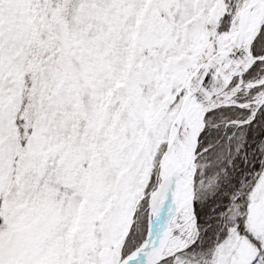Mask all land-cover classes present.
<instances>
[{
	"label": "snow or ice",
	"instance_id": "1",
	"mask_svg": "<svg viewBox=\"0 0 264 264\" xmlns=\"http://www.w3.org/2000/svg\"><path fill=\"white\" fill-rule=\"evenodd\" d=\"M0 264H264V0H0Z\"/></svg>",
	"mask_w": 264,
	"mask_h": 264
}]
</instances>
